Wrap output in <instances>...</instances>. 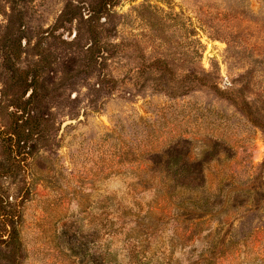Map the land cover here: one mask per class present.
I'll return each instance as SVG.
<instances>
[{"label": "rangeland", "instance_id": "obj_1", "mask_svg": "<svg viewBox=\"0 0 264 264\" xmlns=\"http://www.w3.org/2000/svg\"><path fill=\"white\" fill-rule=\"evenodd\" d=\"M0 264H264V0H0Z\"/></svg>", "mask_w": 264, "mask_h": 264}]
</instances>
